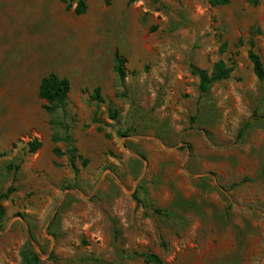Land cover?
<instances>
[{
  "label": "rangeland",
  "instance_id": "obj_1",
  "mask_svg": "<svg viewBox=\"0 0 264 264\" xmlns=\"http://www.w3.org/2000/svg\"><path fill=\"white\" fill-rule=\"evenodd\" d=\"M86 3L0 0V194L15 189L0 264H23L27 231L38 264H264V79L247 58L252 37L264 65V0ZM219 59L230 76L200 94L190 65ZM48 72L70 82L52 113L38 97Z\"/></svg>",
  "mask_w": 264,
  "mask_h": 264
},
{
  "label": "trees",
  "instance_id": "obj_2",
  "mask_svg": "<svg viewBox=\"0 0 264 264\" xmlns=\"http://www.w3.org/2000/svg\"><path fill=\"white\" fill-rule=\"evenodd\" d=\"M70 2H75L74 12L75 14H84L87 11V3L86 0H69ZM106 5H109L112 0H103ZM136 0H127L128 4L135 2ZM230 0H207L210 6H223L229 3ZM247 3L251 5H258L260 0H245ZM258 32V29H256ZM249 49L247 51V58L251 63L252 71L254 75L259 80L264 79V65L261 60L259 54L254 50L255 42L251 37L248 40ZM225 45L221 46V49H224ZM113 70L120 82V84L124 83V77L126 74L125 69V59L120 54L118 50L114 51L113 54ZM191 72L198 79V91L200 94H206L210 87L219 81L227 79L232 70L233 66H229L225 61L219 59L214 62L211 71L209 72L206 69H202L197 67L194 64L190 65ZM70 90V82L66 77H60L54 72H48L46 75L42 76L39 81L38 86V97L46 101L44 108L49 113L54 112L57 108L64 107L66 103V99L68 96V92ZM92 99L96 102H101L103 100L101 96L100 87H95L92 92ZM109 118L112 120H116L118 117V112L116 110L109 109ZM246 126V125H245ZM244 130V127H241L240 133ZM119 134H125L124 132H119ZM64 141L67 143L66 153L68 155V162L71 167L75 166V159L82 158L80 155L76 153V149L72 145V141L70 136L66 133L63 137ZM53 141H58L57 137H53ZM41 146V142L37 139H34L28 142V150L29 152H35ZM54 152L57 154H61L58 148H54ZM83 163L86 164V159H83ZM19 167L18 164L8 163L6 168L7 170H17ZM15 189L10 188L5 193L0 194V222L4 216V209L1 205V200L7 198L11 192ZM138 203L140 200L135 198ZM142 204V203H141ZM153 212L155 214L161 215L166 219H172L176 215L169 209H160L157 207H153ZM33 236V235H32ZM134 255L140 256L144 259L146 263H154L161 264L162 261L157 254L154 253H133ZM20 256L23 264H38L40 260L39 253L33 248L31 242L26 240L25 244L20 250Z\"/></svg>",
  "mask_w": 264,
  "mask_h": 264
},
{
  "label": "water",
  "instance_id": "obj_3",
  "mask_svg": "<svg viewBox=\"0 0 264 264\" xmlns=\"http://www.w3.org/2000/svg\"><path fill=\"white\" fill-rule=\"evenodd\" d=\"M27 237H28V240L31 242V244H33L34 240H33L31 233H29V231H27Z\"/></svg>",
  "mask_w": 264,
  "mask_h": 264
}]
</instances>
